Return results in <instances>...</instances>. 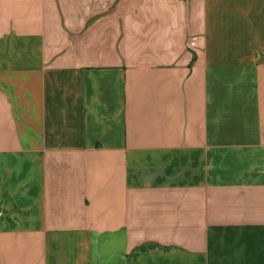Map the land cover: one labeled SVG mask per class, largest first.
Listing matches in <instances>:
<instances>
[{
  "label": "crops",
  "instance_id": "0c3cea01",
  "mask_svg": "<svg viewBox=\"0 0 264 264\" xmlns=\"http://www.w3.org/2000/svg\"><path fill=\"white\" fill-rule=\"evenodd\" d=\"M0 264H264V0H0Z\"/></svg>",
  "mask_w": 264,
  "mask_h": 264
}]
</instances>
